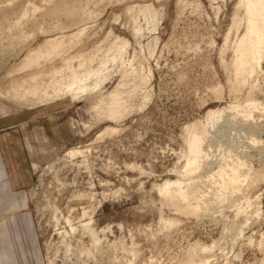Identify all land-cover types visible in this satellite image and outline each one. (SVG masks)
I'll return each mask as SVG.
<instances>
[{
	"label": "rangeland",
	"instance_id": "rangeland-1",
	"mask_svg": "<svg viewBox=\"0 0 264 264\" xmlns=\"http://www.w3.org/2000/svg\"><path fill=\"white\" fill-rule=\"evenodd\" d=\"M57 1L0 0L4 70L46 39L34 22L50 30L44 14ZM245 1L86 0V30L67 42L72 57L97 52L92 67L113 69L105 88L29 108L0 100V126L23 130L32 177L39 259L30 261L264 264V55L250 50ZM67 19L65 31H76ZM125 47L133 67L112 62ZM61 85L47 86L48 94ZM116 87L121 112L113 119L107 97ZM197 134L207 156L186 174ZM231 150L245 163L243 183L220 202L211 176ZM179 182L185 197L174 187L164 192Z\"/></svg>",
	"mask_w": 264,
	"mask_h": 264
},
{
	"label": "bare ground",
	"instance_id": "bare-ground-1",
	"mask_svg": "<svg viewBox=\"0 0 264 264\" xmlns=\"http://www.w3.org/2000/svg\"><path fill=\"white\" fill-rule=\"evenodd\" d=\"M71 1H75V3ZM84 1L86 0H59L53 7L48 8L47 12L43 14L51 19V29L49 27L50 30H45L39 23L34 22L36 29L38 28L39 32L46 34V39L41 44L30 47V49L20 50L16 55V58L20 57L18 59L20 60L19 63L15 61L14 65L6 70H4L5 66H3L1 60L4 51H2L3 39L0 36V73L4 71L3 73L6 74L5 78L0 79V100L5 99L14 102L16 105H21L22 108H29L30 105L37 104L33 100H39L38 103L47 101L51 103L61 98V100L70 99L71 102H75L105 88L112 79L113 69L102 62L92 67L97 59V52L72 57L73 47H69V44L86 30V26H82L86 19L85 10L82 7ZM245 9L249 16L250 50L262 56L264 55V33H261L260 28L264 30V0H246ZM64 16L68 17V23L78 26L76 31L72 33L65 31L67 27L62 25L63 21L60 20ZM149 30L154 32L156 27ZM19 39V37H14L11 42L16 44ZM67 41H70L69 44ZM240 53L241 55L244 53V48L240 50ZM127 54L128 50L125 47L115 56L112 62L119 64L124 63L126 60L129 66L133 67L137 60L135 57L128 58ZM56 60H61L64 66L56 68ZM75 60L77 61V68H74L73 65ZM6 67H8L7 64ZM242 67L243 60L237 67V71L240 72ZM67 68L71 72L70 76L66 75ZM124 73H127V71L125 70ZM64 81L67 82L64 84ZM51 84H55V86L63 85L56 89L55 93L48 94L49 89H46V87ZM107 99L110 117L116 119L121 112L119 110L122 100L120 88L116 87ZM104 101L105 99L101 103ZM114 109L117 110L113 112ZM202 145L203 138L200 134L191 138L186 174L196 173L200 168V160L207 156L204 154ZM76 154L75 151H68L66 156L73 158ZM244 166V161L239 154H236V151L231 150L225 154L219 171L211 176L212 179H217V181H213V184L216 185L217 183L219 185L218 201L223 202L228 198L230 195L229 189L241 190L240 185L243 183L242 168ZM172 187H174L179 197H185L181 182L168 184L164 192L169 191Z\"/></svg>",
	"mask_w": 264,
	"mask_h": 264
},
{
	"label": "crops",
	"instance_id": "crops-1",
	"mask_svg": "<svg viewBox=\"0 0 264 264\" xmlns=\"http://www.w3.org/2000/svg\"><path fill=\"white\" fill-rule=\"evenodd\" d=\"M25 163L23 130L0 126V264L39 259L27 195L32 177Z\"/></svg>",
	"mask_w": 264,
	"mask_h": 264
}]
</instances>
